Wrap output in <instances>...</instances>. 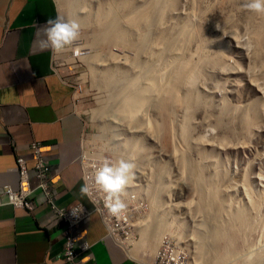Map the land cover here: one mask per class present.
I'll list each match as a JSON object with an SVG mask.
<instances>
[{"label":"rangeland","instance_id":"1","mask_svg":"<svg viewBox=\"0 0 264 264\" xmlns=\"http://www.w3.org/2000/svg\"><path fill=\"white\" fill-rule=\"evenodd\" d=\"M55 1L58 16L80 24L79 39L62 53L53 51V65L73 89L77 112L84 123L86 153H95V163L105 158L116 162L113 151L118 150V143L134 139L130 138V132L144 120L149 128L150 133L142 135L141 143L137 144L145 146L146 158L135 163V180L122 196L127 205L126 212L128 204L142 205L134 218L132 238L131 232H124V238H129V254L124 255L142 264H154L158 251L167 240L174 254L176 251L184 254L185 264H200L194 257L196 240L192 233H203V218L197 206L205 190L203 186L197 188L193 178L183 169L180 158L183 152L193 162L203 164L205 173L214 177L222 200L231 211L240 209L246 213L250 211V199L259 201L260 208L250 218L246 239L264 246V15L244 9L242 5L246 0H129L134 5L142 4L143 10L149 6L147 1L150 4L160 2L158 6L162 7L159 25L148 28L145 23L138 24L139 30L149 29L152 36L147 37L146 42H151L139 58L151 63L152 57L156 75L159 71H169L166 59L169 60L170 52L166 53V58L155 61L151 53L155 34L168 33L187 22L185 28L188 27L189 32H184L185 43H179V52L185 55L189 49L190 53L185 55L186 63L188 58L191 60V53L194 54L193 61L187 63L188 67L193 64L194 68L188 70L193 77L189 74L180 83L176 101L165 97L168 101L165 110L154 104V97L157 86H165L166 75L155 77L147 105L137 106L135 112L127 110L116 114L113 108H118L122 101H111L109 97L112 91L120 96L119 82L115 81L110 89L100 85V79L108 69L109 72L116 67L127 69L129 61L124 60L126 51L120 40L98 37V19L102 17L98 8L105 0ZM149 79L142 82L146 88ZM184 128L187 136L181 134ZM156 168L165 170L157 195L164 217L175 225L182 222L183 226L177 232L172 228L151 252L140 242L137 222H144L153 208L154 186H148V181H151L150 185L157 184L150 178ZM97 193L104 204L105 194L98 188ZM123 218H128L127 223H130V216Z\"/></svg>","mask_w":264,"mask_h":264},{"label":"crops","instance_id":"2","mask_svg":"<svg viewBox=\"0 0 264 264\" xmlns=\"http://www.w3.org/2000/svg\"><path fill=\"white\" fill-rule=\"evenodd\" d=\"M57 16L55 0H0V264H51L64 251L62 224L45 204L27 211L3 201L4 187L18 184L17 159L33 168L34 143L50 164L55 203L92 209L80 192L84 123L73 89L54 69L53 51L40 43L46 36L39 28ZM75 235L76 245L89 246L78 248L81 264H142L124 255L97 213Z\"/></svg>","mask_w":264,"mask_h":264},{"label":"bare ground","instance_id":"3","mask_svg":"<svg viewBox=\"0 0 264 264\" xmlns=\"http://www.w3.org/2000/svg\"><path fill=\"white\" fill-rule=\"evenodd\" d=\"M142 1L144 2V0ZM148 2V7L143 6L145 10H143L142 4L134 5L129 0H105V3L103 4L105 7L102 5L103 7L101 6L100 9L98 8V13H100V15L103 17H99L98 19V37L103 38V36H107V38L112 37L120 40L123 43L126 51L124 60L129 61L127 69L116 67L114 70L112 69V71L109 72L110 69L107 68L108 70H106L103 76L104 78L100 79V85H102L104 88L109 87L110 89H112L115 81L119 82L121 88V92H119V94L121 97L114 94L113 91L110 93L109 97L111 101H122L121 104H119V107L121 106L120 108H113V111L116 114L119 112V114L126 113L127 110L128 112H135L137 106L142 104L147 105L148 98L150 96V87H154L155 77L157 78L158 76L163 78L164 75H166V84L165 86L164 84L157 86L154 104L157 105V107H159L161 110H165L167 105L166 102H168L165 101V97L175 100V98H177L176 90L178 87H180V83L184 80V78H186V76L192 74L188 70L190 67H193V64L190 67L187 66L188 60H190V58H188L187 63L185 62L187 59V56L185 55L189 49L188 51L186 49L187 52L183 51L185 55H182L183 53L181 52L182 54H180L179 52V45H183V43H185L183 39L185 37H183V35H185V31L189 29L188 27V29L185 28L187 26V22L183 24L182 27L172 28L171 31H167L168 33H164L163 31L157 33L156 31L157 34H155L154 38L156 42H153L154 44L151 48V53L157 62L161 61L166 56L167 52H170L169 60L166 59L168 64L165 62L169 71H159V73L156 75V71H153L155 65L153 58L151 57V63L143 62L140 59L141 57L139 58V56L146 50L147 45L151 42V40H149V43L146 42L147 37L150 36L149 29L147 31L144 30L143 27L141 29L142 31L139 30V22L145 23L147 24L148 28H151L154 25H159L162 21V13H160L162 7L159 8L158 6L160 5V2H154L153 4H150V1H147V3ZM101 10L104 11L100 12ZM157 16L161 17L157 19ZM81 19L83 20V18ZM139 27L142 26L140 25ZM117 37L120 38L118 39ZM156 44L158 45L153 51ZM183 48L181 50H184ZM129 54L132 55V58L129 57ZM191 55L190 56L192 60L194 54L191 53ZM131 69L132 71H130ZM191 76L193 77V75ZM148 78L150 79L146 88L143 86L142 82L144 79ZM189 78L190 77L187 79L189 80ZM186 88H188V86ZM155 91L156 90H154V92ZM174 103L177 104V102ZM173 113L174 112L172 109V116ZM143 122L144 123H140L135 126L133 131L130 132L132 133L130 138H134L136 143L133 142L134 139L130 140L129 138L118 143V150L113 151L116 154V162L120 159H125L132 160L135 163H137V161L138 163H141L144 158H146L145 146L142 144L137 146L138 143H141L142 135L149 132V128L146 126V121L144 120ZM182 132L183 133L181 134L187 136L186 128H184ZM188 156L189 155H186L184 152L180 156L182 167L188 172V175L193 178L195 186L197 185V188L199 189H201L203 186L205 190L203 192L204 195H202V197L199 199L197 206L199 212L201 213L200 215H202L203 218V233H197V231L192 233L193 237H195L193 239L196 240L195 246L193 247L194 257L200 260V264H264L263 244H254L249 242L250 240L246 239L247 230L250 227V218H253L252 214H254V212H256L257 208L260 206L259 201L250 199V211H247L246 213L245 210L243 211L240 209L231 211L229 207L223 202L219 187L214 183V177L211 174L207 175L205 173V166H203V164L193 162ZM156 169V171L154 170L151 172L150 178L151 180L153 179V182H156L157 184L150 185L151 181H148V186H154L153 191L149 189L153 193V199L151 203L153 208L147 214L146 220L144 222H137V227L141 235L140 242L143 243L145 247L149 248L151 252H154L163 236L166 233L169 234V232L172 231V228L177 232L181 231V227L183 226L182 222L175 225L173 222H168L164 217V211L160 208L161 200L157 198V195L160 192V187L162 185L161 180L164 179L163 176L165 170H158V168ZM216 175L217 174H215V176ZM154 179L156 181H154ZM197 188L195 187V189ZM131 194H133V192ZM198 197H200V195ZM128 221V218H123V223H127ZM176 228H178V230ZM117 242L123 245L127 250L128 241ZM129 252H131V250H129ZM182 260L185 264L184 254L181 255L177 253V251L176 254H172V262H179V264H182Z\"/></svg>","mask_w":264,"mask_h":264},{"label":"built area","instance_id":"4","mask_svg":"<svg viewBox=\"0 0 264 264\" xmlns=\"http://www.w3.org/2000/svg\"><path fill=\"white\" fill-rule=\"evenodd\" d=\"M41 144L34 143L31 148L33 150L32 159L34 161L33 168L27 166V160L23 158L17 159L16 170L19 176L16 188L5 186L3 189V201L7 205L15 208L26 209L32 211L37 206L45 204L52 215L55 217L59 224H62V232L65 237L64 251L60 254L61 259L69 264H81L80 252L89 249L87 244L76 245L75 231L76 229L87 220L93 213H98L104 225L107 228L108 235L116 241H128L124 239V232H132L135 227L134 218L141 209L142 205H129L128 211L123 213L120 217H113L102 204L101 197L97 193V187L94 185L93 178L95 167L99 163H95L94 155L86 153L87 143L85 138L81 141V156L80 165L82 169L83 183L87 182L92 188L91 197L87 196L92 204V210L88 209L83 204H77L70 208L59 207L55 203L56 189L54 188V178L50 170L49 163L43 158L41 151ZM35 180L36 184L33 186L32 181ZM38 191L34 194L35 191ZM14 194L15 199L11 200L9 197ZM140 206V208H139ZM80 207L82 211L79 212ZM74 212L76 214H74ZM123 216H130V223H123ZM73 245L68 248L67 246ZM68 251L71 255H68ZM172 248L170 243L165 240L163 246L158 251L154 264H179V262H172Z\"/></svg>","mask_w":264,"mask_h":264},{"label":"clouds","instance_id":"5","mask_svg":"<svg viewBox=\"0 0 264 264\" xmlns=\"http://www.w3.org/2000/svg\"><path fill=\"white\" fill-rule=\"evenodd\" d=\"M242 7L249 12L264 15V0H246ZM39 29L46 36V39L40 42L41 47L43 49L51 48V50L55 53L64 52L80 37V24L76 20H65L60 16H57L54 19H48L46 24ZM83 138H85V134ZM94 167L95 173L93 182L94 185L105 194L104 207L113 217H120L127 210V205L122 199V196L126 195L127 188L135 180V162L125 159H120L117 162H113L105 158L102 159L99 165ZM80 192L82 195L91 197L92 188L87 182H85L81 186ZM9 199L10 201L14 200L15 195L12 194ZM81 211L82 208L80 207L79 212ZM74 214L76 213L74 212ZM72 246L73 245L69 243L67 247L70 248ZM68 255H71L70 251H68ZM51 264H65V262L61 259V255L57 254Z\"/></svg>","mask_w":264,"mask_h":264}]
</instances>
